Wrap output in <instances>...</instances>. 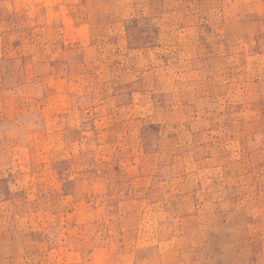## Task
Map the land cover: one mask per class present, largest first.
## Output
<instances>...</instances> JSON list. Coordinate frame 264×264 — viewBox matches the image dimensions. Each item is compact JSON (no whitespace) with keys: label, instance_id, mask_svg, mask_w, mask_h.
Returning <instances> with one entry per match:
<instances>
[{"label":"rangeland","instance_id":"1","mask_svg":"<svg viewBox=\"0 0 264 264\" xmlns=\"http://www.w3.org/2000/svg\"><path fill=\"white\" fill-rule=\"evenodd\" d=\"M0 264H264V0H0Z\"/></svg>","mask_w":264,"mask_h":264}]
</instances>
